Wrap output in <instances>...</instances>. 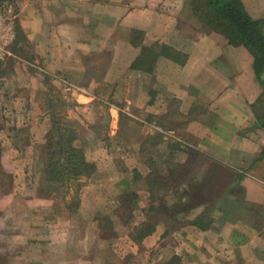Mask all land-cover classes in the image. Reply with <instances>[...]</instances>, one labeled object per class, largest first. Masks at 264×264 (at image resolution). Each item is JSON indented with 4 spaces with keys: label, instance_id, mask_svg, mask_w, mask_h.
I'll list each match as a JSON object with an SVG mask.
<instances>
[{
    "label": "crops",
    "instance_id": "crops-1",
    "mask_svg": "<svg viewBox=\"0 0 264 264\" xmlns=\"http://www.w3.org/2000/svg\"><path fill=\"white\" fill-rule=\"evenodd\" d=\"M241 2L250 17L264 19V0ZM18 3L24 41L40 69L83 78L58 81L67 82L80 109V115L72 116L83 126L75 125L81 128L77 137L101 135L106 142L124 134L136 138L128 152L135 160L139 152V178L151 172V180L174 191L158 199L166 210L165 228L155 225L150 234L139 233V264H172L173 258L181 264H264V129L250 107L259 86L249 51L230 45L201 22L190 0ZM160 44L177 52L180 61L157 55L149 70L131 68L143 48L158 53ZM92 57H102L104 63ZM101 139L84 150L97 164L109 153ZM101 163L111 173L99 176L97 170L87 179L78 210L103 211L111 218L115 186L135 166L121 164V176L108 164L110 158ZM223 170L232 174L226 184ZM211 182L219 191L194 193L192 186ZM152 194L149 188L139 189V212L145 213L148 202L154 208ZM27 201L23 227L8 228L0 243L9 257L20 254V264H127L120 250L128 246L121 237L101 236L91 220L85 222L87 228H68L69 213L62 207L34 194ZM197 218L205 219L204 228L194 225ZM139 219L145 218L141 214ZM36 235L43 242L39 255L32 257ZM97 255L101 258L95 262Z\"/></svg>",
    "mask_w": 264,
    "mask_h": 264
},
{
    "label": "rangeland",
    "instance_id": "rangeland-1",
    "mask_svg": "<svg viewBox=\"0 0 264 264\" xmlns=\"http://www.w3.org/2000/svg\"><path fill=\"white\" fill-rule=\"evenodd\" d=\"M18 1L0 0V33L5 38L4 48L8 53L0 58V243L8 236V228L23 227L24 223L21 222L25 213L23 207L27 205L28 197L34 194L52 201L54 208L62 207L67 211L69 216L64 215L68 218V228H87L85 222L91 220L95 228L104 233L101 235L97 232L96 235L105 238L121 237L128 246L127 251L123 248L120 250L124 252V257L126 256L124 263L139 264V233L144 231L143 235L150 234L155 225L160 230L165 228L163 213L166 210L159 205L158 199L161 200V196L167 195L171 187L167 186V183L160 184L155 179L151 180V172L146 178H139V152L136 160L135 154L128 152V148L135 144L136 138L125 134L107 142L101 135L93 136L85 133L84 136L77 137L76 145L82 149L86 161L93 164V171L88 177L80 179L79 185L73 182L63 192V189L56 184L44 180L41 146L53 119L52 115L54 119L61 118V121L70 122L75 130L78 129L75 127L78 123L82 126L81 122L77 121V123L72 118L80 115V109L73 100L70 87L67 82L62 84L58 81L64 79L69 82H81L83 78L79 74L75 76L62 72L47 73L40 69V62L34 57V52H31L34 51L33 48L24 41L23 30L18 20L20 12ZM91 59L104 63L102 57ZM176 108L175 103L172 102L171 110L176 114L175 116H177ZM134 113L139 115V109ZM79 129L81 131V128ZM98 133L102 134L100 131ZM100 138L103 144H107L109 150L107 157L111 160L108 164L112 165L111 168L122 171L120 175L123 176L124 170L121 169V164L135 166L125 174V177H122V182L115 186L116 192L110 203L111 218L103 211L78 210V196L82 193L81 188L87 183V179L97 170L99 176L111 173L109 165L105 166L101 163L108 158L103 156L97 164L89 161L88 154L84 153L88 147L99 143ZM223 172L221 178L226 184L232 174L226 173L228 171L225 170ZM224 187L227 186L223 185ZM142 188H149L153 192L151 202L155 200L158 204L154 203V208L159 205L160 210H155L148 202L145 207L146 214L139 212V189ZM215 188L219 191L220 186L213 185L212 182L204 186L199 184L192 186L197 195H201L202 192L207 194L205 193L207 189L213 193ZM172 190L171 193L174 192ZM141 214L145 219H139ZM36 220L30 219L31 222ZM159 235H162V232ZM40 242H43L41 236L32 237L30 256L39 255ZM71 253L72 250L68 252L70 255ZM113 254L117 256L118 253ZM99 256H96L95 262L101 258ZM119 256H122L121 253ZM20 260V254L17 253L15 258H11L6 250L0 249V264H20ZM171 263L181 264L174 258L171 259ZM158 264H170V261H161Z\"/></svg>",
    "mask_w": 264,
    "mask_h": 264
},
{
    "label": "trees",
    "instance_id": "trees-1",
    "mask_svg": "<svg viewBox=\"0 0 264 264\" xmlns=\"http://www.w3.org/2000/svg\"><path fill=\"white\" fill-rule=\"evenodd\" d=\"M195 16L213 30L222 34L233 46L245 47L252 56L251 69L259 86V93L250 105L260 127L264 129V19L249 16L241 0H190ZM131 64L133 69L149 70L157 55H164L175 61L178 53L160 44L158 53L154 49L143 48ZM53 119L45 133L42 153L44 180L56 184L65 192L73 182L88 177L93 164L86 161L82 149L76 145L77 131L73 125L61 118ZM204 218L194 220V225L204 228Z\"/></svg>",
    "mask_w": 264,
    "mask_h": 264
},
{
    "label": "built area",
    "instance_id": "built-area-1",
    "mask_svg": "<svg viewBox=\"0 0 264 264\" xmlns=\"http://www.w3.org/2000/svg\"><path fill=\"white\" fill-rule=\"evenodd\" d=\"M4 43H5V38L3 37L2 33H0V58L8 54L6 52V49L4 48Z\"/></svg>",
    "mask_w": 264,
    "mask_h": 264
}]
</instances>
